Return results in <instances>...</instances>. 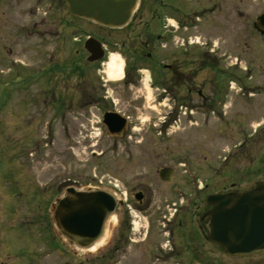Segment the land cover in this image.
Segmentation results:
<instances>
[{
    "label": "flooded vegetation",
    "instance_id": "flooded-vegetation-1",
    "mask_svg": "<svg viewBox=\"0 0 264 264\" xmlns=\"http://www.w3.org/2000/svg\"><path fill=\"white\" fill-rule=\"evenodd\" d=\"M196 1L188 11L183 7V0H138L129 23L123 28L95 27V33L89 32L88 36L95 39L89 50L76 40L77 48L35 50L27 57L28 60H17V77L21 83L18 91L22 97L16 99V105L19 106L17 110H21L19 125L22 142L18 145L16 178L10 177L9 160H6L4 168L0 167V206L13 203L10 209L13 210L18 204H26L32 222L43 225L42 229H46L48 241L52 244L56 236L52 234V210L66 189L97 185L104 188L111 184L115 186L120 199L124 200L120 210L128 213V208L132 209L131 201L135 211H145L150 207L153 195H156L147 177H134L135 182L133 178L130 182L122 179L120 185L112 180L104 181L101 171L104 164L108 166L112 160L118 176L149 164L151 153L157 148L154 141L149 142V137L155 136L164 142L168 129L182 120L194 123L201 117L207 119L211 115L218 120L224 119V115L229 113L221 107L224 101L228 102L230 93L238 96L245 103V108L249 107L250 104L243 99L249 89L242 82L239 87H234L232 79L226 80L235 73L231 69L238 70L239 67L235 63L228 66L219 64L227 55V47L232 44L229 28L232 21L247 24V2ZM38 25L44 26L43 20H39ZM47 26H51V22ZM68 27H72V23ZM220 27H224L221 31L230 39L224 40L225 51L218 49L217 42L209 34ZM65 38L68 47H71L74 40L71 34L67 33ZM98 43L102 51L97 50ZM109 51H117L116 55L122 58L120 84L125 94L131 95L140 90L144 82L155 93L151 100L153 107L161 106L163 115L161 119L158 117L159 122L151 124L153 131H148L149 126H137L142 121L140 111L147 102L145 98L139 96L128 100L113 97L111 84L106 77ZM2 106L5 110L9 105L4 103L0 108ZM246 115L235 116L243 122ZM238 127L243 128V123ZM242 128L236 129L240 133ZM97 134L106 135L111 143L101 145V137L93 141ZM56 137L63 138L62 147L56 146ZM243 145L242 142L234 145V152ZM82 147L90 153L89 159H96L98 175L74 169L76 163L72 160V152ZM2 148L4 153L12 149L9 145ZM180 148L182 156L173 157L180 167V179L186 175L184 166L188 171L191 168L195 176L200 174V164L194 161L191 153L188 152L189 155L184 151L183 146ZM57 151H64L66 155L63 171L60 168L57 170V164L53 161ZM163 168L170 171L171 179L167 183H171L177 177V169L163 165L158 169L157 176ZM208 169L216 170L211 164ZM193 174L191 180L185 182L187 186L197 183ZM205 189L206 186L199 187L192 200L193 206ZM167 195L163 208H169L178 197ZM160 216L165 226L173 225L174 219H169L166 212Z\"/></svg>",
    "mask_w": 264,
    "mask_h": 264
},
{
    "label": "rangeland",
    "instance_id": "rangeland-1",
    "mask_svg": "<svg viewBox=\"0 0 264 264\" xmlns=\"http://www.w3.org/2000/svg\"><path fill=\"white\" fill-rule=\"evenodd\" d=\"M183 1H185L183 7L188 11L195 6L193 3L198 2ZM246 2L247 24L232 21L229 26L232 44L227 47V55L219 64L228 66L235 63L234 65L239 67L238 70L232 68L235 73L226 80L233 79L236 82L240 80L249 89L247 91L253 92L246 95V91L243 95L245 102L250 104L249 107L245 108V103L234 93H230L228 102L224 101L221 107L224 112L229 113L224 115V119L218 120L211 115L207 119L201 117L194 123L182 120L168 129L169 136L166 133L167 139L164 134V142L155 136L149 137V142L154 141V146L157 147L151 153L149 164L127 170L120 176L114 172L112 160L108 166L104 164L101 170L104 181L112 180L120 185L122 179L130 182L133 178L135 182L134 177H147L150 188L156 195H153L151 205L145 211H135L134 205L129 202L136 216L121 209L109 218L105 225L103 242L92 250L71 249L59 238L55 229L52 231V234H56L55 242L53 244L48 242L46 229H42L43 225L32 222L33 218L27 214L25 203L16 205L13 210H10L13 203L9 206L7 203V206H0V264H178V261L186 263L188 259L191 260L188 264H264V255L237 259L225 256L204 239L202 235L204 229L201 227L202 232L198 230L197 217L188 212L183 215L181 213L173 220V225L168 228L171 231L169 237L164 234L163 238L159 233L160 224L157 221L160 215L167 212V208L162 207L166 196L168 197L167 193L176 196L177 191H181L186 196L191 195V186H187L185 182L191 180L193 171L190 168V173H186L180 179V167L173 158L182 154L180 148L182 146L201 166L199 167L202 175L198 173L193 176L196 182L200 179L202 184L204 182L209 184L203 193L227 188L231 182L238 183L237 186L243 188L259 179L264 180V124L257 126L261 122L264 123V39L252 27L255 17L264 11V0ZM39 20H43L44 26L38 25ZM50 22L51 26H47ZM69 23H72V27H68ZM95 27L87 21L71 17L63 0H0V106L4 103L9 105L5 110L2 109L3 106L0 108V167L4 168L9 160L7 163L12 174L10 177L16 178L18 145L22 142V130L19 125L21 110H17L19 106L16 105V99L22 97V93L18 91L21 83L17 77L18 64L13 61L28 60L27 57L35 50L77 48L76 40H81L90 31L94 32ZM221 30H224V27L216 29L214 33L210 31L209 34L217 42L218 49L225 51L224 40L230 39ZM67 33L74 38L71 47H68V41L65 42L66 38L64 39ZM49 34L52 35L48 36ZM112 54H117V51H109V55ZM244 67L247 70H242ZM106 77L111 84L110 90L114 98L130 100L140 96L147 100L140 111L142 121L137 126H149L148 131H153L151 124L159 122L163 112L161 106L153 107L151 100L155 93L150 91L147 82L140 86V90L128 95L121 89L120 79L116 80L108 75ZM242 113H247L243 122L235 116ZM242 123L248 141L241 149L231 154L230 149L241 140L242 136L236 128H242L238 127ZM153 134L155 133L151 135ZM98 137H101L99 139L101 145L111 143L104 134H97L92 140L95 141ZM55 143L57 147H62L64 140L62 137H56ZM4 145H9L12 149L4 153L2 152ZM65 156L64 151H57L54 154L53 161L57 164V170L64 168ZM72 158L76 163L73 166L76 171H87L91 174L94 172L98 175L96 159H93L95 161L89 159L90 153L85 147L75 149ZM87 158L89 160H86ZM209 164L215 167V172L208 169ZM33 165L35 167V163ZM163 165L177 169V177L171 183L158 179L157 171ZM91 183L93 184L92 181ZM104 188L115 194L111 188L107 186ZM202 207L203 203L200 211ZM178 219L183 223L180 228L177 225ZM167 238L171 245L179 250L178 254L173 253V256H169V249L164 248ZM188 244L198 250L196 260H192L194 257L191 256V247Z\"/></svg>",
    "mask_w": 264,
    "mask_h": 264
},
{
    "label": "water",
    "instance_id": "water-1",
    "mask_svg": "<svg viewBox=\"0 0 264 264\" xmlns=\"http://www.w3.org/2000/svg\"><path fill=\"white\" fill-rule=\"evenodd\" d=\"M69 13L95 24L120 28L130 19L138 0H64ZM254 27L264 35V13ZM86 42L88 48L90 43ZM161 179L170 171L161 169ZM208 209L201 216L206 238L229 257L264 253V182L245 190L215 192L205 198ZM117 201L103 190L67 189L57 200L54 223L60 236L73 248L87 249L103 233L104 222L118 209Z\"/></svg>",
    "mask_w": 264,
    "mask_h": 264
},
{
    "label": "bare ground",
    "instance_id": "bare-ground-1",
    "mask_svg": "<svg viewBox=\"0 0 264 264\" xmlns=\"http://www.w3.org/2000/svg\"><path fill=\"white\" fill-rule=\"evenodd\" d=\"M122 58L116 54H112L111 56H109V60L107 62V75L110 78H115L120 79L122 76ZM112 218V217H111ZM103 237V236H102ZM102 238H100L89 250H92L96 247H98V245H100L102 243Z\"/></svg>",
    "mask_w": 264,
    "mask_h": 264
}]
</instances>
